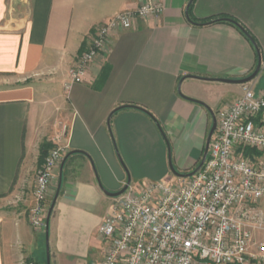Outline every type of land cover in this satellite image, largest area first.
I'll use <instances>...</instances> for the list:
<instances>
[{
    "label": "crops",
    "instance_id": "obj_1",
    "mask_svg": "<svg viewBox=\"0 0 264 264\" xmlns=\"http://www.w3.org/2000/svg\"><path fill=\"white\" fill-rule=\"evenodd\" d=\"M143 1L0 0V197L11 194L20 203L0 213V264L48 263L46 229L34 230L28 219L45 142L82 152L63 167L49 220L50 264H101L98 229L115 202L103 189L119 192L128 175L132 185L176 182L170 161L180 174L199 166L212 113L245 87L212 80L245 79L259 60L248 36L223 18L257 44L262 70L249 85L264 91V0H195L191 15V0H155L163 14L115 33L83 82L67 92L70 70L96 28ZM106 66L108 78L98 89ZM259 209L264 213V199Z\"/></svg>",
    "mask_w": 264,
    "mask_h": 264
},
{
    "label": "built area",
    "instance_id": "obj_2",
    "mask_svg": "<svg viewBox=\"0 0 264 264\" xmlns=\"http://www.w3.org/2000/svg\"><path fill=\"white\" fill-rule=\"evenodd\" d=\"M164 11L163 3L144 0L136 10L97 27L70 70L65 90L83 82L115 33ZM216 118L207 159L194 176L130 184L115 198L98 229L105 244L101 264H264V213L259 209L264 199V91L246 84L243 95ZM247 150L260 155L247 156ZM68 153L69 145L57 143L36 175L28 219L38 232L46 229L53 172Z\"/></svg>",
    "mask_w": 264,
    "mask_h": 264
},
{
    "label": "water",
    "instance_id": "obj_3",
    "mask_svg": "<svg viewBox=\"0 0 264 264\" xmlns=\"http://www.w3.org/2000/svg\"><path fill=\"white\" fill-rule=\"evenodd\" d=\"M193 0H191L190 4H189V7L190 5L192 4ZM188 7V9H189ZM220 21H227V22H232L234 24H236L233 20L231 19H223V20H220ZM237 26L239 28H241V30H243V32L248 36V38L251 40V42L253 43L256 51H257V54L259 56V60H258V65H257V68L256 70L247 78L245 79H242V80H230V79H216V80H212V81H217V82H222V83H227V84H238V85H246V84H249L251 83L253 80H255L257 78V76L260 74L261 70H262V58H261V54H260V51H259V48L257 46V44L255 43V41L253 40V38L250 36V34L248 32H246L243 27H241L240 24L237 23ZM121 109V108H120ZM212 113V112H211ZM212 116H213V121H212V127H211V130L209 132V135H208V138H207V142H206V146H205V151H204V155H203V158L201 160V163L200 165L191 173L189 174H180L178 173L175 168L173 167V164L171 163L170 161V168H171V171L173 172V174L178 177V178H189V177H192L194 176L200 169L201 167L203 166V164L205 163L206 159H207V156H208V152H209V147H210V143H211V139L217 129V118L215 116V114L212 113ZM77 153H82V152H79V151H73L69 154H67L64 158V160L62 161L61 163V167H60V184L58 186V190H57V193L54 197V200H53V203L48 211V215H47V221H46V234H47V253H48V263L47 264H50V258H49V244H48V230H49V220H50V217L52 215V212H53V209H54V206H55V202L58 198V195H59V192H60V189H61V180H62V172H63V167H64V164L66 162V160L74 155V154H77ZM131 184V178L130 176L128 175V182L127 184L124 186V188H122V190H120L119 192H115V193H111V192H108L107 190L103 189L104 193L111 197V198H118L120 197L121 195H123L126 190L128 189L129 185Z\"/></svg>",
    "mask_w": 264,
    "mask_h": 264
},
{
    "label": "rangeland",
    "instance_id": "obj_4",
    "mask_svg": "<svg viewBox=\"0 0 264 264\" xmlns=\"http://www.w3.org/2000/svg\"><path fill=\"white\" fill-rule=\"evenodd\" d=\"M53 148V146H51L49 149H48V152L51 150ZM205 151V150H204ZM204 151H203V153H202V156H201V158H200V160H199V165H200V162H201V160H202V158H203V155H204ZM248 151V150H247ZM250 151V150H249ZM252 152H254V151H252ZM255 153H257L256 151H255ZM258 154V153H257ZM257 154H255V155H257ZM47 155H48V153H47ZM259 155V154H258ZM47 157V156H46ZM251 157H254V156H251ZM46 159V158H45ZM45 159H44V161H45ZM44 161H43V163H44ZM43 163H41L40 164V166L38 167V169H37V172H36V175H37V173H38V171H39V169L41 168V166H42V164ZM198 167V166H197ZM173 173V172H172ZM35 179H36V176H35ZM166 181H169V180H166ZM49 203H50V201H49ZM20 203H19V201H18V199H16L13 195H11V194H9V195H6V196H2V197H0V213H11L12 211H14V209L15 208H18L20 205H19ZM28 217H29V212H28ZM43 232H45V230L43 231ZM42 243H43V247H44V249H45V252H46V257H48V253H47V240H46V237H45V235H42Z\"/></svg>",
    "mask_w": 264,
    "mask_h": 264
},
{
    "label": "trees",
    "instance_id": "obj_5",
    "mask_svg": "<svg viewBox=\"0 0 264 264\" xmlns=\"http://www.w3.org/2000/svg\"><path fill=\"white\" fill-rule=\"evenodd\" d=\"M195 0H193V2H194ZM193 2H192V4L190 5V7H189V9H188V13H189V15H191V9H192V5H193ZM223 19H231V18H223ZM231 20H233V19H231ZM204 21H207V20H204ZM203 21V22H204ZM236 24H234V23H232V22H229L230 24H232V25H235V26H237V22L235 21V20H233ZM223 22H227V21H223ZM243 31V30H242ZM109 72H110V68L108 67V66H106L104 69H103V71H102V73H101V76H100V78H99V80H98V84H97V88L98 89H100L103 85H104V83L106 82V80H107V78H108V75H109ZM138 109H140V110H142L141 108H138ZM142 111H144V110H142ZM144 112H146V111H144ZM146 113H148V112H146ZM149 114V113H148ZM51 147V144L50 143H47V142H45L42 146H41V149H40V157H39V162H40V164L41 163H43V161H44V159L46 158V156H47V153H48V149ZM255 154H257V153H255V152H252V151H247L246 152V155L247 156H254ZM258 155V154H257ZM260 155V154H259ZM2 197V196H1Z\"/></svg>",
    "mask_w": 264,
    "mask_h": 264
}]
</instances>
